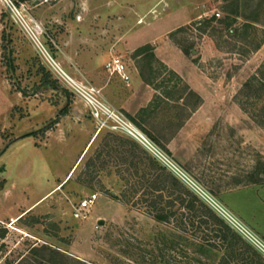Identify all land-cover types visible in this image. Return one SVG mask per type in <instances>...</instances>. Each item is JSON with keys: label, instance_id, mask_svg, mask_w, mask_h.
<instances>
[{"label": "rangeland", "instance_id": "obj_1", "mask_svg": "<svg viewBox=\"0 0 264 264\" xmlns=\"http://www.w3.org/2000/svg\"><path fill=\"white\" fill-rule=\"evenodd\" d=\"M17 1L14 12L0 1V189L9 180L0 213L34 208L16 225L0 221L8 229L0 264H220L223 249L146 212L142 174L157 173L148 157L264 258V182L251 183L264 179L256 174L264 172V128L238 104L244 82L264 62V0ZM185 13L198 18L181 23ZM212 15L218 21L205 32L193 26ZM165 30L197 65L203 104L187 117L194 99H168L164 91L176 81L153 62L159 89H147L160 97L134 122L127 116L139 105L133 84L105 65L120 56L128 72H139L147 53L138 56L139 48L151 44L156 52L150 40ZM50 60L77 81L104 87V100L148 141L111 120L101 125ZM91 192L99 198L89 217L75 219L74 207Z\"/></svg>", "mask_w": 264, "mask_h": 264}, {"label": "trees", "instance_id": "obj_2", "mask_svg": "<svg viewBox=\"0 0 264 264\" xmlns=\"http://www.w3.org/2000/svg\"><path fill=\"white\" fill-rule=\"evenodd\" d=\"M236 12L237 10H233L230 13L236 14ZM214 21H218V18L212 15L209 18L205 17L202 20L195 21L193 26H197V29L205 32V28ZM221 22L225 21L221 20ZM238 30L237 28L231 29V34L237 33ZM181 48L185 54H189L187 49ZM143 50L147 53L143 59L145 65L139 66L142 79L158 91L159 87L156 85L153 76L156 70L152 65L153 62H156L162 70L168 72L172 79L174 78L176 81L173 89L167 86L164 91L168 99L175 96L174 98L178 103L188 101L187 98L194 99L189 109L190 113L187 115V117H190L203 103L202 96L193 90L178 72L157 57L151 44L140 47L138 56L144 54ZM180 84L183 87L179 90L178 85ZM239 95L242 96L241 99H238L241 109L259 126L264 128V62L258 68L256 74L244 82ZM157 97H160V95L155 94L154 98ZM153 100L148 106L141 108L138 113L145 114L153 106ZM60 112L63 113L64 109ZM127 116L132 121L137 122L136 116L131 114H127ZM52 122L57 121L54 119ZM36 132L37 130L32 131L28 135H35ZM126 142L129 141L123 140L120 145L122 146ZM148 159L156 167L157 173L144 172L142 174V179H145L147 184L142 193V202L147 213L160 222L176 224L179 228L188 232L193 239L201 241L205 245L215 249H223L225 255L221 258L220 264H230L231 259H239L244 264H264V258L223 217L182 183L166 166L152 157H148ZM258 172L256 173L258 177L264 174V172ZM263 180L262 177H255L251 180V183H263ZM7 233V227L0 224V245L2 244L1 240L6 237Z\"/></svg>", "mask_w": 264, "mask_h": 264}, {"label": "built area", "instance_id": "obj_3", "mask_svg": "<svg viewBox=\"0 0 264 264\" xmlns=\"http://www.w3.org/2000/svg\"><path fill=\"white\" fill-rule=\"evenodd\" d=\"M6 10L14 12L18 10L19 1L17 0H0ZM23 7L24 5L21 4ZM219 16V13H217ZM35 30L40 33L41 26L35 22ZM51 61V60H50ZM52 63V61H51ZM57 72L62 78L74 88V92L84 97L90 107L93 117L101 124L105 125L109 120L114 122L113 128L126 130L131 134L139 133L144 140L148 141L142 133H140L133 123L128 120L116 108L108 104L101 93V88L94 86L91 83H82L70 77L69 74L58 64L52 63ZM107 70L112 74L121 78L125 83H129L131 76L127 70L126 63L120 56H115L106 64ZM99 198L98 192H91L84 198L80 199L73 210V217L75 219H86L89 217L92 207L95 206Z\"/></svg>", "mask_w": 264, "mask_h": 264}, {"label": "crops", "instance_id": "obj_4", "mask_svg": "<svg viewBox=\"0 0 264 264\" xmlns=\"http://www.w3.org/2000/svg\"><path fill=\"white\" fill-rule=\"evenodd\" d=\"M197 18H198V15L194 16V13H185V14H182L181 21L183 22L181 23H184L186 19H188L187 21L189 20L192 21ZM152 25L155 26L154 24ZM167 32L168 31L165 30V32L157 34L156 36L152 37V39L150 40V42L153 43L156 47L157 53L156 52L155 53L157 54V57L161 61H163L165 64H167L170 68L178 72L182 76V78L190 85V87L201 95L202 90H203L201 88V84H204V83L201 81L202 80L201 73H198L197 71V68H198L197 65L189 59V57L183 52V50L177 44H175L170 38L167 39L165 37ZM129 74L131 76V80L129 83H125L124 81L121 80L120 77L118 76L117 77L126 85L133 84V95L131 98L135 99L136 102H139V105L134 109L133 112L129 110L128 112L129 114L135 116V114L138 113L141 108L148 106L152 102L153 97L155 96V93L152 90L147 89L149 87L151 88V86L142 79L139 72L132 74L129 71ZM88 81L89 83L93 84L94 86L98 88L101 87V93H102L103 98H105V100H108L105 97V93L103 91L104 87L92 82L89 79ZM145 89H147V92H146L147 97L144 99ZM109 90L111 89H107L106 93H110ZM110 100H115V98L110 97ZM8 184H9V180L7 178V183L5 184L3 188L0 189V193L2 192L6 193L8 191L9 189ZM42 199H40L36 204H38ZM33 208H34V203L32 202L28 204L27 206L20 208L17 212H14L12 214L0 213V221L4 222L10 219L12 221V224L16 225L27 214V212H30Z\"/></svg>", "mask_w": 264, "mask_h": 264}, {"label": "water", "instance_id": "obj_5", "mask_svg": "<svg viewBox=\"0 0 264 264\" xmlns=\"http://www.w3.org/2000/svg\"><path fill=\"white\" fill-rule=\"evenodd\" d=\"M4 151H5V150H3V151L1 152V154L4 153ZM1 154H0V155H1ZM99 223H100V224H104V220H103V219L99 220Z\"/></svg>", "mask_w": 264, "mask_h": 264}]
</instances>
